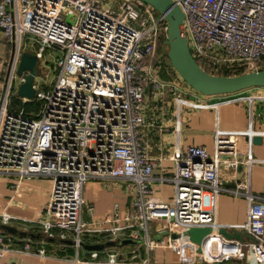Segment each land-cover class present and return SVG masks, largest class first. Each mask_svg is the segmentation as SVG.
<instances>
[{"label": "built area", "instance_id": "1", "mask_svg": "<svg viewBox=\"0 0 264 264\" xmlns=\"http://www.w3.org/2000/svg\"><path fill=\"white\" fill-rule=\"evenodd\" d=\"M110 1L0 0V30L11 44L8 55L0 60L4 75L0 81V175L52 179L43 215L28 222L29 226L48 237L72 239L76 248L95 237V243L140 242L147 254L139 257L132 251L131 259H138L134 264H159L148 256L154 247L188 251L208 263L264 264V200L252 193L248 178L241 180L238 173L240 165L247 172L256 161L252 137L258 132L251 129V107L255 99L264 102V96L228 94L232 101L248 102L249 126L216 128L211 152L203 145L180 146L184 111L209 104L172 66L171 79L165 80L160 69L166 67L151 63L161 35L166 43L164 15L156 16L155 9L141 0H115L116 8ZM172 2L182 10L189 51L203 70L222 75L264 69V0ZM28 41L40 60L47 49L60 54L52 82L41 87L36 77L35 97H19L21 102L37 104L33 114L10 108L12 94L23 80L16 71ZM169 131L176 139L165 152L166 144L160 139ZM150 134L159 140L153 143ZM244 136L247 143L242 153L239 139ZM154 148L158 156L152 154ZM165 159L172 162L173 172L160 181L173 185L170 201L156 198L151 185L154 170ZM91 177L124 182L130 196L127 210L121 212L114 203L106 216L97 218L88 205L90 220H83V189ZM230 182L235 186L228 187ZM225 191L246 199V222L216 221L217 197ZM14 221V216L0 210V223L14 225ZM151 222L160 223L155 231L164 234L156 242L151 241ZM189 226L213 229L201 252L183 234ZM218 228L237 229L246 237L227 238ZM21 229L30 230L27 225ZM173 232L181 235L172 237ZM2 233L0 260L8 250ZM103 250L107 254L99 262L122 264L119 250ZM37 254L44 257L46 249L40 247ZM90 256L97 259L98 251H90Z\"/></svg>", "mask_w": 264, "mask_h": 264}, {"label": "crops", "instance_id": "2", "mask_svg": "<svg viewBox=\"0 0 264 264\" xmlns=\"http://www.w3.org/2000/svg\"><path fill=\"white\" fill-rule=\"evenodd\" d=\"M11 44L0 30V60L8 55ZM164 73L171 76L170 68L163 69ZM3 72L0 70V81ZM177 76V74H176ZM231 95V94H230ZM239 96H264V87H252L242 90ZM199 99L206 102L208 107L198 110H186L183 113L178 142L180 146L203 145L209 152L213 150L214 131L221 130H244L248 128L250 122V106L246 101H232L228 94L201 95ZM251 129L258 132L261 141L252 144V153L256 161L251 164L246 172V166L238 167L239 179L246 177L250 183L252 193L264 200V102L255 99L252 105ZM153 143L159 139L150 134ZM176 136L172 131L164 133L160 139L165 145L167 152ZM247 137L239 139V150L246 149ZM152 154L159 155L155 148ZM173 172V164L170 160L162 161V166L153 172L151 185L153 195L162 200L170 201L173 197V185L166 181H160L163 176H169ZM246 176V177H245ZM6 177V176H5ZM245 177V178H244ZM103 180V181H101ZM121 180L100 179L91 177L87 180L83 196L88 205L93 206L94 214L97 218L106 216L114 203L119 204L121 212H125L129 206L126 193L122 190ZM230 182L228 187L235 185ZM52 179L48 177L17 178L16 176L6 177L0 180V210H5L16 218L14 226L22 228L31 220L41 218L42 207L48 202ZM247 219V201L243 196H236L227 191L221 192L216 201V221L220 224H242ZM22 220V221H21ZM24 221V222H23ZM25 223V224H24ZM27 223V224H26ZM155 226L161 227L160 223ZM154 226V229L156 228ZM34 231V230H33ZM0 233H2L0 231ZM6 235L4 241L7 251L4 253L0 264H104L99 262L106 257L107 251H98V258L93 259L90 251L82 246L76 248L74 245L60 244L55 242H45L42 240H31L28 238ZM163 233L156 234V240L163 237ZM97 241V237L90 239L85 244H92ZM27 246V247H26ZM46 249V254L41 257L37 254L40 247ZM119 258L122 264H134L138 259H131L132 251H137L139 257L147 254L145 247L140 242H133L122 249ZM151 260L159 264H233L230 262L208 263L201 261L197 255L183 250H172L164 247H154L148 251ZM76 258L78 260H76ZM239 264H247L240 262Z\"/></svg>", "mask_w": 264, "mask_h": 264}, {"label": "water", "instance_id": "3", "mask_svg": "<svg viewBox=\"0 0 264 264\" xmlns=\"http://www.w3.org/2000/svg\"><path fill=\"white\" fill-rule=\"evenodd\" d=\"M149 4L154 9L162 13L167 22L166 44L168 46L165 53L171 66L175 69L182 80L195 91L204 95L231 94L252 87H264V69L244 72L232 76L213 75L203 70L191 55L184 29V15L180 7L172 0H141ZM40 65V58L33 52L24 50L20 56V62L16 74L23 80L18 84V97L32 100L36 95L34 82L36 78V67ZM233 139V138H232ZM261 136L252 137L253 144H258ZM0 231L10 235H16L31 240H42L45 242H55L60 244L75 245L72 239H62L48 237L41 232L24 230L14 225L0 223ZM213 229L208 226H189L183 234L189 236L190 241L196 245L198 252H201L206 236ZM216 231L227 238L243 239L246 234L237 229L218 228ZM181 235L173 232L172 237ZM122 244L133 243L131 239H122ZM115 240H108L102 243L85 244L80 243L84 249L100 251L108 247L115 246Z\"/></svg>", "mask_w": 264, "mask_h": 264}, {"label": "rangeland", "instance_id": "4", "mask_svg": "<svg viewBox=\"0 0 264 264\" xmlns=\"http://www.w3.org/2000/svg\"><path fill=\"white\" fill-rule=\"evenodd\" d=\"M111 5L116 8L117 5H116V2L115 0H111ZM155 14L156 16H159L160 15V12L157 11L155 9ZM164 36L161 35L159 38H158V42L156 44V47H155V50L153 52V55L151 56V63H163V56L165 55V53L167 52V49H168V46L165 45L164 43ZM26 49L25 50H28V51H33L34 47L31 46L30 44V41L27 42L26 44ZM59 52L57 50H49L47 49L44 54H43V58L40 60V65H37L36 67V80L39 81L41 87H47L51 82L52 80L54 79V76H55V71L53 69V67L55 66V62H56V58L59 56ZM155 57V58H154ZM154 58V60H153ZM46 69H45V68ZM160 75L163 77V79L165 80H168V79H171L170 76L166 75L164 73V70L163 68L160 69ZM4 77V75L2 76V78ZM17 82H19V78H16ZM19 99L18 95L16 92H13L12 94V97H11V103H10V108L12 109H25L26 112H31V114L35 113L37 111V107L36 105L35 106H31L29 107L28 109L24 107V104L22 102H18L17 100ZM6 177L5 176H2L0 175V180H4ZM103 181V180H101ZM121 186H122V190H124L123 187H125V184L123 182V184L121 183ZM125 192V190H124ZM127 195V193H126ZM128 201L130 203V196H128ZM87 207H88V203L85 201V203L83 204V212H82V218L83 220H90V217L88 216V211H87ZM43 215V212L41 214V216ZM137 223V222H136ZM151 225V229H150V237H151V241L152 242H156V234L157 232L155 231L154 229V226H155V222H151L150 223ZM121 240L122 239H119L116 241V244L115 246H112L114 249L118 250V249H122L124 248L126 245H129V244H122L121 243ZM132 244V243H130Z\"/></svg>", "mask_w": 264, "mask_h": 264}, {"label": "trees", "instance_id": "5", "mask_svg": "<svg viewBox=\"0 0 264 264\" xmlns=\"http://www.w3.org/2000/svg\"><path fill=\"white\" fill-rule=\"evenodd\" d=\"M164 39V43H165V38H163ZM165 45H166V43H165ZM11 47V46H10ZM164 58V60H163V65H164V67H167V68H171V64H170V62H169V60H168V58L166 57V55H164L163 56ZM155 58V57H154ZM154 58H153V60H154ZM239 72H237V73H227V72H225V73H223L222 75H224V76H232V75H237ZM18 102H21V100H17ZM23 104H24V107L25 108H29V107H31V106H35V105H37L36 103H34L33 101H30V102H22Z\"/></svg>", "mask_w": 264, "mask_h": 264}]
</instances>
